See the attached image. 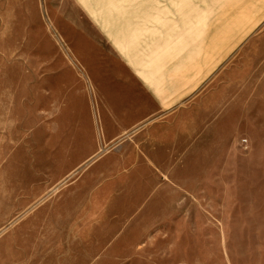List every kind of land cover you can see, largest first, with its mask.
I'll return each instance as SVG.
<instances>
[{"label":"rangeland","instance_id":"1","mask_svg":"<svg viewBox=\"0 0 264 264\" xmlns=\"http://www.w3.org/2000/svg\"><path fill=\"white\" fill-rule=\"evenodd\" d=\"M0 264H264V0H0Z\"/></svg>","mask_w":264,"mask_h":264},{"label":"crops","instance_id":"2","mask_svg":"<svg viewBox=\"0 0 264 264\" xmlns=\"http://www.w3.org/2000/svg\"><path fill=\"white\" fill-rule=\"evenodd\" d=\"M161 10H159L158 12H160ZM90 12L92 13V15L95 17V19L97 20L98 23H103V27H109L108 24H110L111 22L109 21V19H112V12L111 11H106L104 12V10H98V12H94V10H90ZM162 12H166L165 10H162ZM103 13V14H102ZM163 14V13H162ZM100 18H102V22L99 21L101 20ZM125 26H127V23H124ZM114 26L117 27L118 30H120L123 26V22H119V24H117V22H113L112 23V27ZM116 29V28H115ZM204 32L202 34V36L200 37V39H198V43L196 45V47L194 48V56L190 57L189 62L187 63L188 65H186V67H184L185 73L183 74V76H177L180 79H186L189 77H192L194 74H197L198 72H202L204 70V68L210 64V62L212 60H214L217 57H221V44H220V40L217 36H215L213 33H208L206 34L205 32V26H204ZM124 41L123 43L125 44H129L130 47H134L136 46V44L139 42L138 38H135V36L129 35L125 38V36L123 37ZM129 47V48H130ZM131 52L130 54V58L132 59L131 63L134 64V60L140 61L139 59V53L135 52V50H131L129 51ZM196 56V58H195ZM136 62L135 64H139V62ZM194 66V67H193ZM196 67V68H195ZM194 70V71H193ZM196 72V73H195Z\"/></svg>","mask_w":264,"mask_h":264},{"label":"bare ground","instance_id":"3","mask_svg":"<svg viewBox=\"0 0 264 264\" xmlns=\"http://www.w3.org/2000/svg\"><path fill=\"white\" fill-rule=\"evenodd\" d=\"M194 67V66H193ZM196 68V67H195ZM194 71V70H193ZM196 73V72H195Z\"/></svg>","mask_w":264,"mask_h":264}]
</instances>
